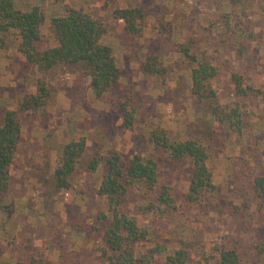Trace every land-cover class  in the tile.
<instances>
[{
    "label": "rangeland",
    "instance_id": "rangeland-1",
    "mask_svg": "<svg viewBox=\"0 0 264 264\" xmlns=\"http://www.w3.org/2000/svg\"><path fill=\"white\" fill-rule=\"evenodd\" d=\"M45 14L38 51L56 45L49 20L69 9L89 14L104 29L120 71L118 83L101 99L89 87L86 69L60 64L40 71L16 58L11 32H0V123L3 112L17 110L37 92V81L49 95L41 107L21 114V140L10 169L7 192L0 195V264H103L98 249L107 209L97 196L105 173L104 158L118 152L124 161L134 155L159 165V185L147 191L132 186L121 211L152 234L151 243L167 253L183 248L188 264H218L220 248L235 249L240 264H264V201L255 197L253 179L264 175V0H25ZM140 8L138 33L129 35L121 9ZM190 43L192 53L217 68L211 80L213 100L190 94L194 64L177 52ZM241 48V53L238 49ZM148 56L157 58L161 75H145ZM240 72L258 89L248 98L234 96L230 76ZM128 101L133 127H121L120 104ZM239 107V133L214 120L211 107ZM163 128L170 138L200 141L209 155L214 193L198 203L184 198L190 179L188 160L171 161L151 144L147 132ZM83 137L86 149L70 178V188L57 189L53 169L61 147ZM96 161L94 170L90 168ZM161 185L169 186L176 209L156 206ZM158 207V209H157ZM110 218V216L108 215ZM108 218V219H109ZM164 256L152 264H164Z\"/></svg>",
    "mask_w": 264,
    "mask_h": 264
},
{
    "label": "trees",
    "instance_id": "trees-1",
    "mask_svg": "<svg viewBox=\"0 0 264 264\" xmlns=\"http://www.w3.org/2000/svg\"><path fill=\"white\" fill-rule=\"evenodd\" d=\"M25 0H0V32H11L16 42V58L37 67L40 71L53 69L57 65H80L86 69L89 87L95 99L105 96L119 81L113 50L102 43L104 29L89 14L76 9H69L65 15H55L49 20L50 33L56 45L38 51L36 43L41 40V29L45 24V14L41 7L27 5L20 8L18 3ZM142 17L140 8L121 9L115 13V19L123 21L124 30L129 35L138 33L136 19ZM241 51V48L238 51ZM190 43L179 44L177 52L194 64L190 72V94L200 101L213 100L216 92L211 80L218 76V70L206 57H197L192 52ZM239 51V53H241ZM157 58L148 56L144 64L145 75H161L164 69L156 65ZM234 96L248 98L255 95L253 83L240 72L230 76ZM36 94L25 98L17 110L3 112L0 123V195L8 191L11 181L10 169L14 164L21 140V114L30 107H41L49 95L48 89L37 81ZM122 112L121 127L129 130L133 127V111L129 102L120 104ZM214 120L239 133L242 128V112L239 107L227 110L220 105L211 107ZM149 142L164 150L171 161L188 160L191 174L184 198L188 203H198L215 191L213 175L207 161V148L196 139L186 138L174 141L167 130L157 127L147 132ZM86 149L83 137L65 143L57 157L52 180L57 189H69L70 178ZM106 165L97 196L107 209L108 215H101L106 223L99 243L100 257L103 264H135L139 246L151 243V232L140 227L137 220L121 211L122 203L132 186L145 187L147 191L159 185V165L152 159L134 155L124 161L118 152L104 158ZM96 161L90 168L94 170ZM255 197L264 201V175L253 179ZM157 205L163 209L175 210L176 205L169 186L161 185L156 197ZM157 207V209H158ZM109 218V219H108ZM166 245L155 243L142 251L141 264H152L157 256H164V264H188V254L183 248L167 253ZM218 264H240V257L235 249L220 248Z\"/></svg>",
    "mask_w": 264,
    "mask_h": 264
}]
</instances>
